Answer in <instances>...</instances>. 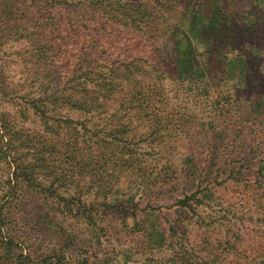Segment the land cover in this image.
<instances>
[{"label": "rangeland", "instance_id": "1", "mask_svg": "<svg viewBox=\"0 0 264 264\" xmlns=\"http://www.w3.org/2000/svg\"><path fill=\"white\" fill-rule=\"evenodd\" d=\"M202 1L0 0V264H264V0Z\"/></svg>", "mask_w": 264, "mask_h": 264}, {"label": "trees", "instance_id": "2", "mask_svg": "<svg viewBox=\"0 0 264 264\" xmlns=\"http://www.w3.org/2000/svg\"><path fill=\"white\" fill-rule=\"evenodd\" d=\"M206 6L210 9L211 15L205 14V8H207ZM198 7V9L193 8L190 12L191 18L194 19L195 16L197 22L201 23V28L205 31H209L210 36H212L216 42H220V44L225 45V47L231 45L233 49L238 51V47L242 44V39L240 37L241 33L238 30L234 31V24L224 11L221 1L203 0ZM225 34H227V39L225 41H219L220 36H225ZM252 39H254V37H252ZM248 56L255 59L258 63L257 66H263V68L258 67L260 69L258 72L262 71V74H264V49H262L259 53L251 51ZM255 74L257 75V73ZM255 74H253L252 77H249L253 84L257 83ZM255 87L258 88L257 85ZM256 88L254 89V92L257 95L258 101H262L261 103H264V94L259 93ZM261 103L255 102V105L257 104V106H260Z\"/></svg>", "mask_w": 264, "mask_h": 264}]
</instances>
